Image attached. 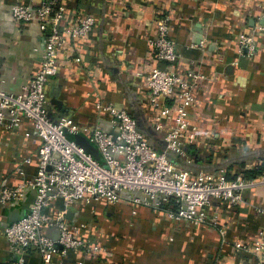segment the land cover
<instances>
[{
	"label": "crops",
	"instance_id": "obj_1",
	"mask_svg": "<svg viewBox=\"0 0 264 264\" xmlns=\"http://www.w3.org/2000/svg\"><path fill=\"white\" fill-rule=\"evenodd\" d=\"M16 0H0V89L19 93L39 71L44 43L36 21L18 24L11 10ZM44 0H32L36 7ZM264 0H71L68 15H92L89 37L67 45L58 75L46 86L47 108L54 120L69 118L82 132L78 141L92 148L88 133L111 128V117L99 114L96 100L124 108L157 149L165 132L153 128L146 83L136 73L165 64L153 59L149 42L157 36L155 19L170 18V39L177 63L169 70L191 72L197 81L188 122L196 129L189 145L191 173L224 170L228 179L258 177L264 156ZM252 39L249 58L238 54L239 38ZM80 62H76V58ZM8 116L0 127V189L32 180L38 169L39 141L26 118L14 127ZM167 129L173 127L167 123ZM77 139V137H75ZM94 148V147H93ZM171 160L177 162L172 155ZM29 160V162H26ZM258 175V176H257ZM17 207L0 204V264L14 259L3 236L8 223L25 213L32 189ZM234 207L214 202L208 222L192 226L154 210L121 200L92 202L74 209L94 219L99 244L108 256L87 259L80 253L53 257V264H257L235 243L254 246L264 240V187L248 189ZM217 216V223L212 224ZM223 232V235L220 234ZM26 264H41L30 253Z\"/></svg>",
	"mask_w": 264,
	"mask_h": 264
},
{
	"label": "built area",
	"instance_id": "obj_2",
	"mask_svg": "<svg viewBox=\"0 0 264 264\" xmlns=\"http://www.w3.org/2000/svg\"><path fill=\"white\" fill-rule=\"evenodd\" d=\"M70 1L44 0L35 7L32 0H16L11 10L18 24L37 22L44 54L39 71L19 93L0 89V127L9 115L14 127L26 118L39 141L36 176L0 189V204L10 207L25 199L28 188L33 191L23 216L4 229L3 236L14 256L6 264H26L30 253L37 254L41 264H53L54 255L66 259L71 253L87 259L107 257L108 248L94 239L95 209L88 214L75 213L81 205L129 200L165 211L173 221L200 226L208 222L206 209L214 202L234 207L244 202L246 190L264 187V156L259 159L262 172L254 178L238 175L228 179L222 169L191 173L188 147L196 140V129L187 120V110L194 103L197 81L202 77L191 72L183 77L169 70L177 63L176 44L169 36V16L155 19L157 36L149 42L154 61L166 67L136 73L146 83L154 116L152 126L165 132L164 149H155L124 108L100 99L95 108L111 117V128L96 126L87 135L98 158L80 146L75 140L82 132L80 128L67 117L54 120L46 100V86L58 75L60 54L69 43L89 37L95 27L92 15H68ZM261 20L264 22V11ZM252 52V39L241 35L238 54L249 58ZM75 61L80 62V58ZM168 122L173 123L171 129H167ZM172 155L177 162L171 160ZM69 212L73 213L71 219ZM212 222L217 223V216ZM234 246L255 256L257 264H264L263 237L254 246Z\"/></svg>",
	"mask_w": 264,
	"mask_h": 264
},
{
	"label": "water",
	"instance_id": "obj_3",
	"mask_svg": "<svg viewBox=\"0 0 264 264\" xmlns=\"http://www.w3.org/2000/svg\"><path fill=\"white\" fill-rule=\"evenodd\" d=\"M77 137V139L75 138V140H76V142L80 145V146H82L87 152H90V153H92V154H94L97 158H98V152L92 147V148H87L86 146H84L83 144H81V142H79L78 141V136H76ZM31 201V200H30ZM30 201L28 202V204L30 203ZM28 204H27V206H28ZM27 206H26V208H25V211L28 209L27 208ZM23 216V215H22ZM68 218L69 219H71L72 218V216H73V213L72 212H69L68 213ZM21 217V216H20ZM19 217H16V218H13L11 221H14V220H17ZM10 221V222H11Z\"/></svg>",
	"mask_w": 264,
	"mask_h": 264
},
{
	"label": "trees",
	"instance_id": "obj_4",
	"mask_svg": "<svg viewBox=\"0 0 264 264\" xmlns=\"http://www.w3.org/2000/svg\"><path fill=\"white\" fill-rule=\"evenodd\" d=\"M260 174H261V173H260ZM260 174H259V175H260ZM257 176H258V175H257ZM247 177H248V176H247Z\"/></svg>",
	"mask_w": 264,
	"mask_h": 264
}]
</instances>
